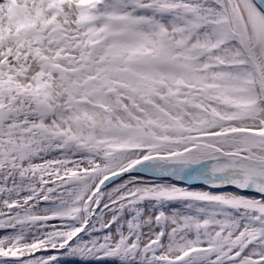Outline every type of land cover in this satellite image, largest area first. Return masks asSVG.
Masks as SVG:
<instances>
[{
    "label": "snow or ice",
    "instance_id": "snow-or-ice-1",
    "mask_svg": "<svg viewBox=\"0 0 264 264\" xmlns=\"http://www.w3.org/2000/svg\"><path fill=\"white\" fill-rule=\"evenodd\" d=\"M0 264H264V0H0Z\"/></svg>",
    "mask_w": 264,
    "mask_h": 264
}]
</instances>
